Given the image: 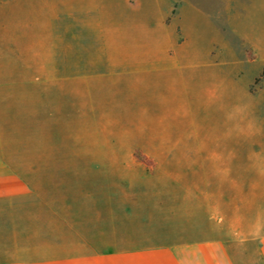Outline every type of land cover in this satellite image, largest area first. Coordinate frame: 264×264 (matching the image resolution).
Segmentation results:
<instances>
[{
    "label": "crops",
    "instance_id": "obj_1",
    "mask_svg": "<svg viewBox=\"0 0 264 264\" xmlns=\"http://www.w3.org/2000/svg\"><path fill=\"white\" fill-rule=\"evenodd\" d=\"M216 1L211 11L192 0H122L105 20V75L162 106L196 111L200 101L238 115L249 106L251 137L234 141L249 169L234 170L233 186L106 178L72 191L0 170V264H264V80L250 92L264 73V10L255 11L264 0Z\"/></svg>",
    "mask_w": 264,
    "mask_h": 264
},
{
    "label": "rangeland",
    "instance_id": "obj_2",
    "mask_svg": "<svg viewBox=\"0 0 264 264\" xmlns=\"http://www.w3.org/2000/svg\"><path fill=\"white\" fill-rule=\"evenodd\" d=\"M121 2L0 0V170L29 171L69 191L106 185V178L179 189L233 186L234 170L250 165L234 155L235 139L251 137L249 106L241 115L200 101L196 111L167 107L152 91L109 81L105 20ZM192 2L211 11L220 5ZM256 7L264 10L260 1ZM263 80L264 73L250 92ZM248 148L241 146L243 157Z\"/></svg>",
    "mask_w": 264,
    "mask_h": 264
},
{
    "label": "trees",
    "instance_id": "obj_3",
    "mask_svg": "<svg viewBox=\"0 0 264 264\" xmlns=\"http://www.w3.org/2000/svg\"><path fill=\"white\" fill-rule=\"evenodd\" d=\"M136 158H137V160H139L140 162H143V163L145 162L144 159H143L142 157H136Z\"/></svg>",
    "mask_w": 264,
    "mask_h": 264
}]
</instances>
